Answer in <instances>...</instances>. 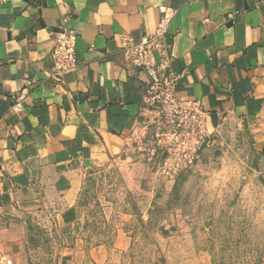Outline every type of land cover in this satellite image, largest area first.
I'll list each match as a JSON object with an SVG mask.
<instances>
[{
    "label": "crops",
    "instance_id": "obj_1",
    "mask_svg": "<svg viewBox=\"0 0 264 264\" xmlns=\"http://www.w3.org/2000/svg\"><path fill=\"white\" fill-rule=\"evenodd\" d=\"M160 6L178 96L209 126H251L264 148V0H0V264H21L36 216L76 237L87 172L123 154L146 117L150 77L124 64L120 37L150 38ZM69 30L78 66L59 84L52 49Z\"/></svg>",
    "mask_w": 264,
    "mask_h": 264
},
{
    "label": "rangeland",
    "instance_id": "obj_2",
    "mask_svg": "<svg viewBox=\"0 0 264 264\" xmlns=\"http://www.w3.org/2000/svg\"><path fill=\"white\" fill-rule=\"evenodd\" d=\"M159 127L130 132L123 154L87 172L73 241L36 216L21 264H264V148L251 126L208 123L210 145Z\"/></svg>",
    "mask_w": 264,
    "mask_h": 264
},
{
    "label": "built area",
    "instance_id": "obj_3",
    "mask_svg": "<svg viewBox=\"0 0 264 264\" xmlns=\"http://www.w3.org/2000/svg\"><path fill=\"white\" fill-rule=\"evenodd\" d=\"M166 9L165 6H160L162 15L150 38L136 41L129 33L120 37L119 52L124 64L136 66L146 71L150 77L144 86L143 112L146 117L132 132L157 125L160 126L156 133L158 137L166 136L176 142L178 135L186 132L196 136L199 142L202 139L210 145L211 132L205 112L194 100L178 96V81L182 73L170 70L173 55L167 38L170 16ZM77 36V32L69 30L60 32L55 39L52 49L53 66L48 76L56 83L64 84L66 75L78 66ZM13 109L20 111L22 107L15 104ZM193 158L191 156L189 161Z\"/></svg>",
    "mask_w": 264,
    "mask_h": 264
}]
</instances>
